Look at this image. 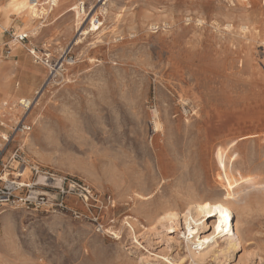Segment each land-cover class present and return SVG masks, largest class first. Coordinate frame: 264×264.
Wrapping results in <instances>:
<instances>
[{"label": "rangeland", "instance_id": "1", "mask_svg": "<svg viewBox=\"0 0 264 264\" xmlns=\"http://www.w3.org/2000/svg\"><path fill=\"white\" fill-rule=\"evenodd\" d=\"M41 3L0 15V149L68 179L0 210V264H193L183 219L162 216L223 196L221 168L264 182V0ZM232 210L240 246L209 240L203 264H264V192Z\"/></svg>", "mask_w": 264, "mask_h": 264}, {"label": "bare ground", "instance_id": "2", "mask_svg": "<svg viewBox=\"0 0 264 264\" xmlns=\"http://www.w3.org/2000/svg\"><path fill=\"white\" fill-rule=\"evenodd\" d=\"M63 1L65 0H49V7L58 8L59 4ZM103 4H105V2ZM9 10L17 12L29 10L31 13L37 15L39 13L41 14L45 10V7H42L41 0H11L6 6H0V15H3L4 17V19L2 20L3 25L8 24V18L6 15ZM69 11H74L78 20L82 15H86V19H88L90 16L89 13H86L83 2L81 3V5L72 6ZM26 13L28 14V12ZM95 16H93L94 22L96 19ZM25 17L28 18V15H26ZM29 20H31L30 17L27 19L28 23L30 22ZM8 74L11 73H7V75ZM2 85L3 84L0 80V90L3 88ZM6 87L7 86L5 85V88ZM22 100L27 101L32 99L21 98L19 103H21ZM221 169L216 173V178L220 183V186L226 190V193H223V196L215 200L193 199L188 202L187 211L183 214L175 211H169L164 216H162L163 220L172 222L176 225H180V218L183 219V223L186 225L184 236L188 238L187 249L190 257L192 258L193 264L204 263L207 252L202 253L201 251H198V249L203 244H209V240H212V243L215 242V244H220L219 238L225 237L226 245L222 249L223 251H225V253L229 252L230 250H235L240 246L242 242L241 232L239 227L233 220L232 205L240 207L245 203L247 197L252 193L264 192V182L263 184L253 187L244 188L243 186H239L237 188H234L230 179V175L226 171ZM27 170L28 169H26L25 171L27 172ZM206 216L209 218H213L209 226L210 229L211 227L213 228V232L209 236H202V234H200V230L207 227L208 223L206 222ZM202 218L205 219L203 220ZM217 230L219 232L216 234Z\"/></svg>", "mask_w": 264, "mask_h": 264}, {"label": "built area", "instance_id": "3", "mask_svg": "<svg viewBox=\"0 0 264 264\" xmlns=\"http://www.w3.org/2000/svg\"><path fill=\"white\" fill-rule=\"evenodd\" d=\"M27 37L26 34L19 35V40L23 41ZM33 104L32 100L21 102L25 110L30 109ZM30 129V127L22 125L19 131ZM16 162L14 166L12 163ZM26 169H29V175L26 180L24 176ZM45 179L40 182V178ZM67 177H62L56 172L44 171L40 166L31 164L26 157L23 149L17 148L10 155L9 159H5V152L0 149V210L4 208H41L48 204L46 201L45 187L53 188L55 192H62V185L65 184ZM70 185H73L72 183ZM52 206H62V203L51 201Z\"/></svg>", "mask_w": 264, "mask_h": 264}, {"label": "crops", "instance_id": "4", "mask_svg": "<svg viewBox=\"0 0 264 264\" xmlns=\"http://www.w3.org/2000/svg\"><path fill=\"white\" fill-rule=\"evenodd\" d=\"M5 67H7V69H8V67H10V65H5ZM10 68H11L10 70H11L12 73L14 74L15 71H16V68H14L13 66H11ZM13 77H14V75H13ZM13 77L11 78V83H12V85H13V82H12ZM31 89H32V88H31ZM31 91H32V90H31ZM31 91H30V92H31ZM15 94L18 95L19 92H18V93H15ZM1 97H2V96H1ZM0 117H4V116H1V115H0ZM4 118H5V117H4ZM2 125H3V123H2ZM0 136H1V132H0ZM5 139H6V138H5Z\"/></svg>", "mask_w": 264, "mask_h": 264}]
</instances>
